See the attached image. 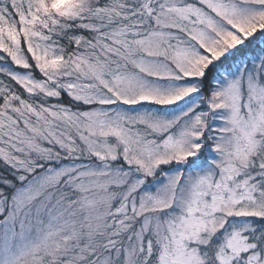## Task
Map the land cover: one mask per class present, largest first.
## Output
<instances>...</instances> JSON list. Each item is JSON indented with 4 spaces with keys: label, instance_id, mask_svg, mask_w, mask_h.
<instances>
[{
    "label": "snow or ice",
    "instance_id": "snow-or-ice-1",
    "mask_svg": "<svg viewBox=\"0 0 264 264\" xmlns=\"http://www.w3.org/2000/svg\"><path fill=\"white\" fill-rule=\"evenodd\" d=\"M0 264H264V0H0Z\"/></svg>",
    "mask_w": 264,
    "mask_h": 264
}]
</instances>
